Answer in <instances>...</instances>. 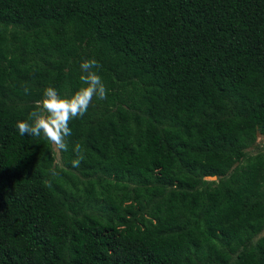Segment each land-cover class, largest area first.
Masks as SVG:
<instances>
[{"label":"trees","instance_id":"trees-1","mask_svg":"<svg viewBox=\"0 0 264 264\" xmlns=\"http://www.w3.org/2000/svg\"><path fill=\"white\" fill-rule=\"evenodd\" d=\"M88 59L68 151L21 136ZM257 138L264 0H0V264H264Z\"/></svg>","mask_w":264,"mask_h":264},{"label":"clouds","instance_id":"clouds-1","mask_svg":"<svg viewBox=\"0 0 264 264\" xmlns=\"http://www.w3.org/2000/svg\"><path fill=\"white\" fill-rule=\"evenodd\" d=\"M101 65L95 59L84 60L80 64L82 84L71 96H61L52 86L44 89L42 99L36 102L27 120L17 121L16 127L21 136H31L46 140L59 155L68 151L67 138L72 135L70 122L82 118L88 111L93 98L107 99L108 89L98 74ZM75 158L71 161L79 168L84 161V149L81 143L74 145ZM53 175H56L53 172ZM213 180L212 178H207Z\"/></svg>","mask_w":264,"mask_h":264},{"label":"rangeland","instance_id":"rangeland-1","mask_svg":"<svg viewBox=\"0 0 264 264\" xmlns=\"http://www.w3.org/2000/svg\"><path fill=\"white\" fill-rule=\"evenodd\" d=\"M260 139H261V140H260ZM260 139L257 138L256 143H257V144H261V143L264 144V139H262V138H260ZM248 150H249V149H248ZM251 150H252V149H251Z\"/></svg>","mask_w":264,"mask_h":264}]
</instances>
